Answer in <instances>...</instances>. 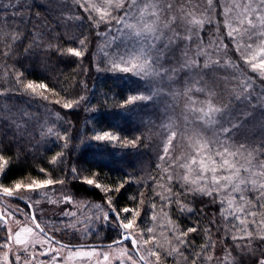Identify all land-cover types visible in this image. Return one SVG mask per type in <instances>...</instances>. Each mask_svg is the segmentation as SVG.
<instances>
[{
  "label": "snow or ice",
  "instance_id": "obj_1",
  "mask_svg": "<svg viewBox=\"0 0 264 264\" xmlns=\"http://www.w3.org/2000/svg\"><path fill=\"white\" fill-rule=\"evenodd\" d=\"M73 3L87 14L86 19L93 27L98 29L102 24L105 26L115 24L116 31L122 32L124 40L120 44H115L116 37H113V40L106 46L108 50L101 49L107 70L130 73L136 77H163L174 84H182V88L174 92L173 97L184 103L183 122L180 125L168 124L165 126L166 140L161 160L168 157L166 162L169 167L183 169L186 172L185 175L176 177V181L183 188L184 195L191 193L193 196H206L214 203L216 198L221 196V204L227 205L222 208L221 215L226 220L231 216L235 221L233 226L237 229L235 234H229L233 247L241 248V244L237 241L246 240L248 244L244 247L251 251L253 240L264 241V160L260 159L264 157V141L259 146L237 144L235 139L238 137L235 134L241 132L249 119L254 118L255 112L259 111L264 114V0H219L226 36L233 45L234 51L240 54L243 63L256 74V79L244 71L238 70L239 65L234 61L224 58L227 56L228 45L224 44L222 40L217 42L215 39H210L205 45L199 31L193 30L192 26L199 29L205 22H213V14L217 7L215 0H203L202 6H195L189 0L186 7L179 8L176 7L174 0H165L163 4L149 2V0H101L100 4L94 0H73ZM181 4H184V0H181ZM25 7L28 5L22 0H7V3H0V33L5 28H12L14 31L10 33V39L12 41L19 40L21 44L31 38L29 49H26L29 51L33 46H39L42 41L39 32L29 30L28 25L31 21L23 12ZM190 8H196L202 18L197 19L196 12L189 11ZM164 12L169 15L167 23L161 24L160 17ZM173 13L180 15H172ZM17 20L20 21L19 25L16 24ZM130 20L135 22L130 23ZM178 20L187 25L184 29L185 35H181L171 27ZM219 26L218 24L217 27L219 28ZM81 27H84L83 21ZM17 28L19 31H15ZM164 29H168L171 35H166ZM111 33L112 28L108 27L107 32H98L97 35L106 38ZM80 35L82 38L70 37L68 39L61 35L57 39L63 43L48 44L47 49L53 50L57 55L71 54L76 58L90 56L88 37L83 32ZM194 42H196L195 48L192 47ZM65 44H76L77 46L65 47ZM180 44H183L182 50ZM177 50L181 52L179 68L164 67L161 61L171 63ZM213 53L217 56L223 55L220 59L212 60ZM3 55L7 56L8 53L3 52ZM166 55L169 59L165 61ZM201 57L204 58L203 63L200 62ZM22 62L19 61L21 64ZM229 68L236 71L223 78V90L219 93L212 90L205 76ZM25 72L26 70L16 71L12 74L14 87L18 92L27 94L29 97H38L46 102H51L49 96L45 94L46 92L58 95L46 82L36 83L27 80ZM181 72L184 73L183 76L180 75ZM257 79L260 80L259 84H257ZM12 91L13 89H4L0 91V97L11 99ZM154 96L155 93L132 95L120 107L123 108L136 101H153ZM200 96L204 98L200 99ZM83 100L85 97L81 96L79 100L65 102L62 107L72 109ZM55 103L58 104L59 100ZM21 115L26 117L29 114L22 112ZM47 134L61 140L62 147L68 149L67 130L63 137L54 132L52 128L47 129ZM177 137L181 140L186 138L191 151L182 157L173 158L169 156L170 146ZM88 139L98 142L99 147L136 148L140 137L129 138L115 128H110L98 131ZM14 147L16 148L15 152H13ZM21 148L23 145L20 139H14L4 147H0V177H4L12 164L23 158L19 154ZM65 159L66 154L62 151L52 156L48 163L55 168L62 165ZM38 171L50 177L47 168L39 167ZM63 171L64 169L61 167L60 172ZM164 171L167 172V169ZM87 172H89L88 169L82 168L78 171L72 167L69 169L67 177L61 176L58 172L55 179H32L29 183L16 180L11 186L0 183V194L22 199L20 192L26 190L41 198H47L48 190L54 188L55 185L65 186L67 180L72 181V184L75 182L99 189L104 192L103 204L89 203L87 205L88 208L99 212V215L85 216V219L80 223L92 224L103 221L114 227L119 235V239L113 241V244L119 246L124 241L131 242L132 253L129 255L126 250H122L120 264H136L133 256L137 258L139 264H160L161 248L152 235L153 227H148L145 233L149 239L138 241L133 235L137 220L141 217V210L137 207H119L118 196L132 181L125 180L122 183H117L114 187H108L99 182L97 172L85 174ZM192 173H195V179H189V174ZM167 180L169 184L173 183L172 173H168ZM168 191L171 193V188ZM247 191H255L258 194L255 204L245 200L244 193ZM222 193L240 194V200L248 207H235V196L226 199L221 195ZM179 195L172 193L168 198L162 197V200L165 205L176 202L181 211L193 212V215H196L192 209L180 203ZM173 197H175V201ZM131 199L136 200V197H131ZM49 202L81 207L76 204L71 194H65L59 198V201L49 200ZM34 203L38 205L40 200L37 199ZM143 203V199L139 200V204ZM256 205H259V215L257 210H253ZM10 215V213L0 214V223L6 228L7 217ZM164 215L166 216L167 213ZM63 216L68 219V223L63 225L65 231L76 230L77 223L73 222V218H76L77 213L63 211ZM144 216L146 219L141 220V223H155L157 205L150 204L149 209L144 212ZM169 223L172 222L169 221ZM16 224L21 225V221H16ZM198 227V224H194V226L183 230L179 227L173 228L178 247L166 252L165 256L182 257V247L192 256L190 264H198V261L202 264H209L213 259L209 250L215 247V242L209 239L200 252H197L195 251L196 245L188 239L190 234L197 233ZM7 230L8 236L4 238L6 242L0 244V247L11 250L9 245L13 242L18 246L19 252L14 253L15 264H29V262L35 264L37 257L43 255L50 256L52 264H57L58 258L61 256L60 249L65 248H69L70 256L88 258L94 254V249L93 251L79 249L73 251L69 245L49 236L45 228H42L41 224L37 222L35 212L25 217L23 226H19L15 233L11 228H7ZM203 231L210 232V229L206 228ZM85 235H87V230H85ZM37 244L41 245L39 253L36 251ZM149 244L152 245L151 248L147 247ZM52 245H59V248ZM104 247L111 248L112 245ZM142 250L144 254H141ZM224 251L225 255L221 259V264H236L231 251L227 247ZM21 253L27 256L28 260H22ZM102 255L105 261L109 260L106 253H102ZM5 260H7V252ZM40 264H44V262L40 261ZM258 264H264V258H260Z\"/></svg>",
  "mask_w": 264,
  "mask_h": 264
},
{
  "label": "trees",
  "instance_id": "obj_2",
  "mask_svg": "<svg viewBox=\"0 0 264 264\" xmlns=\"http://www.w3.org/2000/svg\"><path fill=\"white\" fill-rule=\"evenodd\" d=\"M157 1L159 4L165 2V0ZM22 2L28 5L23 9L25 16L31 21L28 28L39 32L42 42L39 46H33L31 50L26 51L31 44V38L21 44L19 40L10 39V33L14 31L12 28H5L0 33V91L13 89L10 93L11 99L0 97V142H2L0 147H4L14 139H20L23 145L19 153L23 158L11 165L4 177H0V183L11 186L16 180L29 183L32 179H55L58 172L61 176L67 177L72 167L78 171L82 168L88 169L89 172L85 174L97 172L99 182L108 187L131 180L132 183L127 184L118 196L119 207H137L141 210V217L137 220V226L133 232L137 235L140 233L142 239H149L145 233L148 227H153L152 235L161 248L162 264H167V262L169 264H190L192 256L182 247V257L165 256V253L178 247L173 228L179 227L183 230L194 224L199 225L198 231L190 234L188 239L196 245L195 251L200 252L209 239L215 242V247L209 250L213 257L209 264H221V259L225 255V247L231 251L236 264H258V260L264 258V241L253 240L251 251L244 247L248 244L246 240L237 241L241 244V248H234L229 234L237 232L233 226L235 221L231 216L226 220L221 215L224 206L218 197L214 203L206 196H193L191 193L184 195L181 184L176 181L177 176L185 175L184 170L169 167L166 162L168 157L161 160L164 147L161 134L164 130L157 124L163 114L158 108V101H136L123 108L120 107L128 97L142 93L145 87L142 77L107 70L103 60L96 59L98 44L101 40V36L97 33L105 32L114 24L110 26L102 24L98 29L93 27L86 19L87 14L74 4L73 0H22ZM174 2L179 8L186 7L189 0H184V4H181V0H174ZM215 2L217 7L213 14V22H207L201 32L203 42L208 43L217 33L223 35L232 57L239 61L244 70H247L226 36L219 0ZM0 3H7V0H0ZM190 3L202 6L203 0H190ZM189 10L199 13L196 8ZM164 14L168 13L164 12ZM82 21L83 28L81 27ZM16 24L19 25L20 21L17 20ZM182 27L180 20L172 25V28L181 35L184 34ZM15 31H19V28ZM81 32L88 37L90 56L76 58L71 54L57 55L53 50L47 49L48 44L63 43L57 37L63 35L65 39L82 38ZM76 46V44H65V47ZM3 52H7L8 55H3ZM179 52L177 50L175 53L177 58H179ZM19 61H23L22 64ZM173 61L169 65L176 66ZM200 62H202L201 59ZM25 70L27 80L36 83L46 82L58 95L46 92L45 94L51 101L46 102L38 97H29L27 94L18 92L14 87L12 74ZM233 71L229 68L215 72L213 75H206L205 78H209L213 83L215 81L216 84L217 80L220 81V78L223 79L225 75L230 76ZM81 96H84L85 100L81 101L77 107L72 109L62 107L65 102L79 100ZM57 100H59L58 104L55 103ZM22 112H27L29 115L22 116ZM257 113L260 121L264 122V114L259 111ZM257 113H255L256 116H258ZM246 124L251 126L244 129L248 136L240 137L238 142L259 146L264 141V128L259 129V126H253V123ZM48 128H52L62 137L67 130L68 149L62 147L61 140L47 134ZM110 128H115L129 138L139 136L138 147H99L98 142L88 139L96 132ZM15 151L14 147L13 152ZM62 151L66 154L63 164L55 168L50 166L48 161L51 157ZM171 151L174 154L169 153L170 157L176 155L175 150ZM260 159L264 160V157ZM39 167L47 168L50 177L39 173ZM61 167L64 169L63 172H60ZM164 169H167V172ZM168 173L173 174L172 184H169L167 180ZM169 188H171V193L168 191ZM60 191L73 195L74 199L84 200L87 204H103L104 192L87 185L75 182L72 184V181L67 180L65 186L55 185L54 188L48 190V194ZM172 193L180 194V203L192 209L196 215H193V212L181 211L176 202L165 205L162 197L168 198ZM250 194L253 198V202L252 200L250 202L255 204L258 194L256 192ZM28 195L29 192L21 190L20 196L24 199L27 200ZM131 197H136V200H132ZM141 199L144 201L142 205L139 204ZM173 200L175 201V197ZM153 203L157 205L156 222L141 223V220L146 219L144 212ZM22 204L26 206L25 203ZM258 209L259 205H256L253 210L258 211ZM94 212L97 211L94 209ZM164 213L167 215L165 216ZM36 217L49 234L66 244L113 243L119 239L116 229L106 223L97 234L87 240H82L76 234L77 232L54 231L50 226L46 227L38 215ZM169 221L172 223L170 224ZM206 228L210 229V232L203 231ZM128 243L133 248L131 242ZM148 247L151 248L152 245L149 244ZM198 264L202 262L198 261Z\"/></svg>",
  "mask_w": 264,
  "mask_h": 264
},
{
  "label": "rangeland",
  "instance_id": "obj_3",
  "mask_svg": "<svg viewBox=\"0 0 264 264\" xmlns=\"http://www.w3.org/2000/svg\"><path fill=\"white\" fill-rule=\"evenodd\" d=\"M94 2H96L97 4H100L101 0H94ZM149 2L158 3L157 0H149ZM189 11H191V10H189ZM168 15L169 14H164V13L161 15V17H160L161 24L167 23V16ZM172 15H177V14L173 13ZM196 18L201 19L202 17L199 13L196 12ZM129 22L134 23L135 21L130 20ZM180 22L182 23V26H183L182 28L184 30L187 25L183 21H180ZM206 23L207 22H205L204 25ZM204 25L202 28H199V29H197L195 26H192V28L194 31H199L200 36H201V32L204 29ZM171 27H172V25H171ZM111 28H112V33L110 35H108L106 38L101 37V40L98 44V52L96 55V59L99 61L100 60L104 61V58L101 54V49L105 48L106 50H108L106 48V46H108L109 42L113 40V37H116V40L114 42L115 44H120L124 40L122 32L116 31L115 24L113 26H111ZM105 32H107V30ZM164 32L166 35H168V33L171 35V33L168 31V29H164ZM185 34L186 33L184 32L183 35H185ZM212 39L217 40V42L222 40L224 44L228 45L226 40L224 39L223 35H220L218 33H217V35L212 37ZM204 44L207 45L208 43L204 42ZM180 45H181V50H182L183 44H180ZM195 46H196V42H194L192 44L193 48H195ZM179 53H180L179 58H177V56H175V58L173 59L174 60L173 62H175L176 66L174 64L169 65V63H165L164 61H161V63H163L164 67H166V68H171V67L178 68L180 66V58H181V52H179ZM237 54L240 57V54L239 53H237ZM222 55L223 54H221V56ZM221 56H217L215 53H213L211 56V59L212 60L220 59ZM167 57L168 56L166 55L165 61L167 60ZM224 58L229 59L231 61H234L236 64L239 65L238 70L244 71L247 75L253 76V78L256 79V74H254L250 68H248L244 64L247 67V70H244L242 68V66L239 64V61L236 60L234 57H232V55L230 54L229 46L227 49V56ZM200 59L202 61L201 63H203L204 58L201 57ZM103 63H105V62H103ZM232 71H233V69H232ZM234 71H236V70H234ZM180 75L183 76L184 73L181 72ZM226 76L227 75L223 76V78ZM142 78H143V84L145 87V90H143L142 93H144V94L155 93L153 101H155V100L158 101V108L160 110H162V112H163L162 117L160 116V118L157 121V124L159 127L163 128V130H164V131H162L161 135H162L163 142H165V140H166V136H165L166 128H165V126L168 124L180 125L183 122L184 103L182 100L178 101V100L174 99V97H173V93L176 92L177 90L181 89L182 84H174V83H172V81H169L167 78H163V77H148V78L142 77ZM205 79L207 80L208 85L212 88V90L216 91L217 93H219L223 90L224 84H223L222 78H220L221 83L219 80H217L216 84H215V81H214V83L211 82L209 80V78H205ZM259 83H260V80L257 79V84H259ZM199 98L203 99L204 97L200 96ZM226 98L227 97L225 96V99ZM249 111H251V110H249ZM255 113H257V112H255ZM257 115L258 116H256V114H254V118L249 119L246 123H253V126L258 125L259 129H263L264 128V122L260 121L261 119L259 118L260 116L258 113H257ZM246 123H245L243 129L241 130V132L238 134H235L238 137L237 139H235V143H237V144H239L238 139L240 137L244 138V136H248L246 133L247 131H244V129H246V127H251V126L246 124ZM207 135H210V133H207ZM171 150H175V152H176V155H174L172 157L178 158V157H182L183 155L189 153L191 151V148H190L189 142L186 138L181 140L179 137H177V139L174 140L173 144L170 146V152L169 153L174 154V152ZM242 159H243V157H242ZM185 174H186V172H185ZM189 179H195V173L189 174ZM252 192H255V191H247L244 193L245 200L250 202L253 199V198H251V194H250ZM64 195H65V193L63 191H60V192L55 193V194H52V193L48 194L47 198H41V197L37 196L35 193H29L27 200L32 204L34 211H35V214H36V216L38 215L40 221H42L45 225L50 226L54 231L58 230V231L62 232L65 230L63 225L68 223V219L63 216V211H74L77 213L76 218H73V222L77 223V229L76 230H68V232H77L76 234L82 240H87V239L91 238L92 235L97 234L99 232V230L105 226L103 221H99L97 223H92V224L80 223V221H83L85 219V216L95 217V216L99 215V212H94V209L88 208L87 207L88 204L84 200L74 199L76 204L81 205V207H77L75 205H65V204L59 203V202H57V203H50L49 202V200L59 201V198L64 196ZM221 195L224 196V198H226V199H231L233 196H235V207H248V205L244 204V202L240 200V194H238V193H233V194L222 193ZM37 199L40 200V203L38 205L34 203L35 200H37ZM218 199L220 201L221 196H218ZM252 202H253V200H252ZM223 206L227 207V205H223ZM0 213L1 214L10 213L11 214L10 216L7 217V219H8L7 228H11L13 233H15V231H17L19 229V226H23V224L25 222V217L30 216V210L27 206L23 205L18 200H15V199L10 198V197H6V196L1 195V194H0ZM81 213H84V215H81ZM16 221H21V225L18 226L16 224ZM29 226H31V225L29 224ZM7 228L2 223H0V244H4L6 242L4 238L8 236ZM85 230H87V235H85ZM135 234L133 232L134 237L138 241H140L142 239L140 236V233H138L139 235H137V234L135 235ZM128 242L129 241H124V243L122 245H119V246L113 244L111 248H107L104 246L70 247L71 250H73V251L77 250V249H79L81 251H93V249H94V254L88 258L70 256L69 255V248L60 249L61 256L58 258L57 264H120L122 250H126L129 255H131V253H132L133 248L131 247L130 243H128ZM81 243H83V242H81ZM52 246L59 248V245H52ZM9 248L11 250L0 247V264H15L14 253L19 252V248H18V246H16L14 244V242L9 245ZM40 249H41V245L37 244L36 245L37 253H39ZM6 252H7V260H5V253ZM102 253H106L109 256L108 261L104 260ZM141 253L144 254L143 250ZM21 258H22V260H28V257L24 256L22 253H21ZM133 260L136 261V264H139V261L137 260V258L135 256H133ZM40 261H43L44 264H52L51 257L48 255L38 256L36 261H35V264H40ZM161 262H162V260L160 261V264H162ZM29 264H31V262H29ZM167 264H169V263L167 262Z\"/></svg>",
  "mask_w": 264,
  "mask_h": 264
},
{
  "label": "water",
  "instance_id": "obj_4",
  "mask_svg": "<svg viewBox=\"0 0 264 264\" xmlns=\"http://www.w3.org/2000/svg\"><path fill=\"white\" fill-rule=\"evenodd\" d=\"M26 202L28 203V205L30 206V215L33 213V212H35L34 211V208H33V206L31 205V203L29 202V201H27L26 200ZM36 220H37V222H39L38 221V219H37V217H36ZM42 227V226H41ZM43 228V227H42ZM46 231V230H45ZM47 232V231H46ZM48 233V232H47ZM48 235L49 236H52L51 234H49L48 233ZM55 240H57V239H55ZM61 243H63V242H61ZM63 244H65V245H69L70 247H84V246H98V245H103V246H105V245H111V244H113V243H78V244H66V243H63Z\"/></svg>",
  "mask_w": 264,
  "mask_h": 264
},
{
  "label": "flooded vegetation",
  "instance_id": "obj_5",
  "mask_svg": "<svg viewBox=\"0 0 264 264\" xmlns=\"http://www.w3.org/2000/svg\"><path fill=\"white\" fill-rule=\"evenodd\" d=\"M2 195V194H1ZM10 198H13V199H15V200H18V201H20V202H22V203H25L26 204V206L29 208V210H30V206L28 205V203L26 202V199H24V198H22V199H17V198H15V197H10ZM1 214V213H0ZM54 237V236H53ZM55 239H57L56 237H54ZM57 241H60V240H58L57 239ZM61 242V241H60Z\"/></svg>",
  "mask_w": 264,
  "mask_h": 264
}]
</instances>
